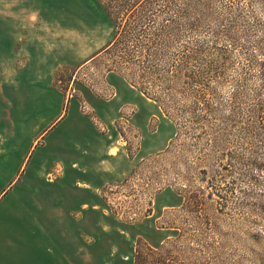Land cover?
<instances>
[{"label": "rangeland", "instance_id": "obj_1", "mask_svg": "<svg viewBox=\"0 0 264 264\" xmlns=\"http://www.w3.org/2000/svg\"><path fill=\"white\" fill-rule=\"evenodd\" d=\"M213 10L201 58L220 112L195 126L106 75V56L82 65L114 35L95 0H0V188L88 203L73 216L94 264H135L137 246L138 264H264L263 131L227 110L264 58V0Z\"/></svg>", "mask_w": 264, "mask_h": 264}, {"label": "trees", "instance_id": "obj_2", "mask_svg": "<svg viewBox=\"0 0 264 264\" xmlns=\"http://www.w3.org/2000/svg\"><path fill=\"white\" fill-rule=\"evenodd\" d=\"M95 1L111 22L114 35L82 65L106 56V75L114 73L123 78L170 118L201 126L219 116L210 99L211 86L205 83L209 73L204 70L201 56L206 50L200 38L204 33L215 37L211 27L214 0ZM253 64L257 68V75L252 76L255 82L245 76L227 110L229 119H240V129L262 130L264 137V58ZM255 167L261 170L264 160ZM203 172L208 174L207 169ZM135 251L138 264L142 250L137 246Z\"/></svg>", "mask_w": 264, "mask_h": 264}, {"label": "crops", "instance_id": "obj_3", "mask_svg": "<svg viewBox=\"0 0 264 264\" xmlns=\"http://www.w3.org/2000/svg\"><path fill=\"white\" fill-rule=\"evenodd\" d=\"M59 194L45 197L43 207L36 208L18 202L19 192L0 188V205L5 203L0 212L8 211L11 220L17 221L13 226L0 222L3 228L17 229L0 232V264H94V244L80 234L78 219L73 216L80 208L88 211V203L63 202ZM85 234L88 236L87 231Z\"/></svg>", "mask_w": 264, "mask_h": 264}]
</instances>
